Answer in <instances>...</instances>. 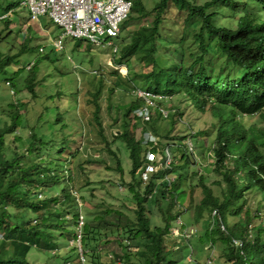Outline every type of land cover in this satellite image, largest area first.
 <instances>
[{"label":"trees","instance_id":"obj_1","mask_svg":"<svg viewBox=\"0 0 264 264\" xmlns=\"http://www.w3.org/2000/svg\"><path fill=\"white\" fill-rule=\"evenodd\" d=\"M170 2L176 8L186 10V21L190 26L199 28L193 38L198 43L201 54L194 61L187 62L184 51L177 49L171 60V70H167L166 67L158 65L156 39ZM2 5L4 12L17 6L18 0H0V7ZM138 6L139 4L133 2L131 12L143 15V7ZM223 8L228 13H224ZM153 12L152 25L135 30L121 53L125 56L132 52L139 62L159 71L138 74L140 80L133 79L132 83L136 87L149 86L155 90L176 93L175 96H179L181 103V112L185 106L188 110L204 115L206 108L210 107L217 121L204 129L216 132L211 139L213 147L210 156L214 160V170L222 177L221 195L216 196L210 188L203 186L204 197L196 205V216L199 219L207 210L212 211L213 208L219 209L224 216L228 209L241 201L245 202L244 198L252 194L255 207L246 209L242 225L227 227L228 231H219L218 238L226 248L224 253L230 264H264V138L254 128L247 129L237 119L238 114H260L264 117V0H208L202 4L194 0H158ZM216 47L222 57L221 63L229 67L225 69L226 72L221 70L222 66L221 73L204 66L206 51ZM6 64L8 60L4 58L0 68H6ZM232 71L237 74L232 76ZM31 77L28 79V88L33 92L31 89L35 75L31 74ZM226 106L230 107L227 113L224 111ZM111 108L112 105L109 104L108 110ZM131 110H125L126 119L119 130L108 135L99 119L101 107L99 104L96 106L93 118L108 153L116 156V151L111 147L113 143L119 145V151L123 146L127 151L133 182L125 194L129 193L133 199L130 201L136 205L129 212L125 206H129L130 201L128 196H124L119 208H107L97 218L100 221L97 224L87 221L86 214L83 213L80 246L86 264L177 262L171 259L173 251L168 249L173 248L166 247V240L173 236L170 234V227L174 225L178 214L171 215V209H174L175 201L179 200L177 195L171 196V202L163 212V226L152 221L153 209L158 203L157 200L149 203L154 195L151 187L155 185V181L151 179L145 186L148 188L144 189L135 176L142 164V145L136 136L139 125L137 122L141 123L142 131L148 128L156 134V130L150 123L140 120H130L132 125L129 121L127 123ZM152 122L158 124L159 120L155 117ZM21 124V118L14 111L10 114V120H3L0 127V206H4L0 211V264H31L30 258L36 254L52 255L61 264H79L80 250L76 241L81 206H78L77 198H81L78 194L74 196L71 191L68 192L64 185L60 194L49 195L48 185L53 183L52 188L55 190L60 177L64 178V175L56 173L58 162L55 158L49 156L48 164H45V155L49 152L44 148L45 134L38 136L37 141V125H28L31 130L28 139L33 142L27 152H39L42 155L39 162L26 161L25 155L9 145L12 143L6 140L7 136L21 127ZM207 133L210 131L203 132L202 135ZM14 139L18 140V137L14 136ZM196 151L194 145L191 156H196ZM58 152L62 157L65 149ZM59 162L63 169L66 159H60ZM117 164L119 167L116 168L121 170L119 162ZM163 175L164 172L157 175L156 181ZM175 189L176 182L165 192L171 193ZM42 192L49 196H42ZM61 194L65 197L62 201L59 200ZM258 195H261V201L257 199ZM58 203L61 208L52 209ZM63 205H67L69 211H63ZM49 206L51 209L47 212ZM65 219L73 222V225H66ZM189 225L183 222L181 229L193 228L195 233L190 238L172 237L175 239L171 241H174L177 248L180 245L183 249L191 241L193 245L198 244L200 247L205 241L213 246V237L209 230L205 232L204 241H196L198 229L194 226L195 223L190 222ZM237 239L244 243L243 248L232 243ZM111 244L117 245V248H113ZM189 247L191 255L190 259L187 258V264H200L193 252L194 247L190 244ZM57 253L60 254L55 256Z\"/></svg>","mask_w":264,"mask_h":264},{"label":"rangeland","instance_id":"obj_2","mask_svg":"<svg viewBox=\"0 0 264 264\" xmlns=\"http://www.w3.org/2000/svg\"><path fill=\"white\" fill-rule=\"evenodd\" d=\"M131 1L139 4L138 7H143L144 14L131 12L128 20L121 25L120 39L112 40L113 45L118 46L115 57L112 47L108 46L107 43H104V46H95L85 40L71 37L64 39L65 50H55L51 40L59 36L61 30L46 17H41L38 24L29 23L26 10L19 11L22 22L29 23L25 35H22L16 27L13 29L11 26L7 27L6 21H0V64L5 57H9L4 53L14 55L19 52V56L13 58L14 63L12 65L0 68V127L3 120H10V114L14 111L18 113L22 122L21 127L15 129L12 134L7 136L6 140L12 143L9 145L15 147L18 153L25 155L24 159L26 161L39 162L42 158L39 152L32 154L27 152L33 142L28 139L29 131H31L28 125H37L35 129L37 141L38 136L45 134V138L41 137V140L43 139L44 148L49 152L45 155V164H48L49 156L55 158L58 162L56 173L61 176L64 175V178L60 177L55 190L52 188L53 183L48 185L49 195L60 194L63 185L74 196L78 194L81 198V200L77 198L78 206L81 205L80 216L83 218V213H85L87 221L94 224L100 223L97 218L101 217L107 208H119L124 196H128V201L132 199V196L129 193L125 194V191L133 182L130 175L131 161L125 147H121L119 151L117 143L111 144L112 149L116 151V156L112 155L108 153L98 134V125L93 118L95 117L96 104L101 107L99 119L102 121L106 133L108 135L116 133L124 119H126L125 110L131 104H135L134 98L130 95L132 80H140L138 74H145L152 70L159 71V69L139 63L132 52L124 57L119 54L121 48L130 42L135 30L152 25L153 8L158 2V0ZM194 1L202 4L208 0ZM3 9L4 5L0 7V14L3 13ZM222 11L228 13L226 9ZM186 16V10L178 9L172 2L169 3L156 39L159 67H166L167 70H171V60L177 49L184 51L187 62L194 61L201 54L198 43L193 38L199 28L190 26L186 21ZM14 18L16 17L13 15L10 21L13 22ZM37 25L42 26L41 30L49 28L48 35L37 36L34 32L38 30ZM21 40L25 46L21 45ZM40 49H43V52H39ZM25 52L26 54H24ZM219 52L217 47L208 48L204 55V66L208 69L212 67L216 72L220 71L219 73L223 69L226 72L225 69L229 67L221 63L222 57ZM31 61H34L36 68L35 95L27 88V79L31 72L26 74L22 72ZM17 64H23L22 67L24 68L20 67L18 71L14 70ZM119 67H127L128 75L126 74V76L120 72ZM231 74L234 76L237 72L232 71ZM6 81H9L10 86L5 84ZM41 81L45 82L40 84ZM36 89L38 91L37 98H35L37 95ZM13 92L14 94H12ZM19 101L21 102L19 103ZM109 104L112 105V108L108 110ZM178 104L180 106L179 100ZM199 119L200 115L198 113L185 116V122L187 121V124L191 123L196 131H198ZM237 119L246 128H254L264 138V117H261L260 114L252 116L238 114ZM126 121L127 123L129 121L131 125L133 124L130 118H127ZM213 122H215V119L209 114H205V124L202 128L209 127L210 123ZM137 124L139 125L136 136L139 137L138 133L142 131V126L139 122ZM149 125L155 128L156 134L163 145L170 144L176 147L170 148L171 154L175 158L173 175L177 179L176 189L171 192L172 194L169 191L162 194L165 185L160 183L157 185V193L149 201V203L158 201L157 206L153 209L152 221L164 225L163 212L171 202V196L177 195L179 201H175L174 209H171V215L178 214L177 216H179V214H182V219L188 226H190V222L195 223L194 226L198 229L196 241L199 239L204 241L206 230H209L213 237V246L209 244L210 242L205 241L200 247L198 244L193 245V241H191L181 249L180 245L177 248V245L173 243L174 241H171L175 238H172L174 237L172 235L171 238L168 237L169 234L167 238L170 239L166 240V247L173 248H167L173 251L171 259L177 261L175 264H187V258L190 259L191 255L190 244L191 247H194L195 251L193 250V252L196 253L195 257L199 259L198 263L204 264L210 256L211 261L208 264H230L229 258L224 253L226 248L218 238L219 231L216 230V226L213 227L210 224L212 222V211L207 210L199 219L196 216V205H199L204 197L203 186L210 188L214 195H221L220 182L222 177L220 173L214 170V160L209 152L210 147L213 145L211 139H213L216 132L209 130L210 133L205 134V136L195 134L193 141L197 155L193 157L185 143L182 142L184 139L180 138L181 134L187 133L189 129L183 124L173 125L172 115L166 122L161 121L158 124L151 122ZM172 130H174V135H170L169 138L164 136ZM14 136H17L18 140H15ZM210 143H212L211 146ZM197 144L198 148L196 147ZM62 148L65 149V152L61 157L58 151ZM182 154L186 161L182 160ZM60 159L63 161L66 159V165L63 169L59 162ZM117 162H119L121 170L116 168L119 167ZM135 176L137 178V175ZM41 194L42 196H49L44 192ZM59 197H61L59 199L61 201L65 198L62 194ZM252 197V194H248L244 198L245 202L241 201L225 212L224 221L228 228L242 225L246 209H254L255 207V200ZM257 199L261 201V195H258ZM131 201L129 206H125L129 212L130 210L132 212V208L136 205L135 202ZM64 204H66V201ZM2 207L4 206H0V211ZM64 207L63 211H69L67 205ZM60 208L61 204L58 203L52 209L58 210ZM50 209L49 206L46 211L50 212ZM262 211H264V207ZM65 223L68 226L73 225V222L71 223L68 219H65ZM174 233L175 235L178 234L176 230ZM68 240L69 237H67ZM111 246L117 248L115 244H111ZM65 247H62V249H65ZM79 250L82 252L81 247ZM59 254L57 253L55 256ZM30 259L31 264H61L52 255L36 254L35 257Z\"/></svg>","mask_w":264,"mask_h":264},{"label":"clouds","instance_id":"obj_3","mask_svg":"<svg viewBox=\"0 0 264 264\" xmlns=\"http://www.w3.org/2000/svg\"><path fill=\"white\" fill-rule=\"evenodd\" d=\"M129 1H131V0H129ZM131 4L132 5H131V9L129 11L128 17L120 24L119 32L116 35L104 34L100 37V40L98 42H92L87 38H84L81 36H75L73 34V30L76 28L75 24L73 22L71 24H67V22L62 21L61 18H62V16H64L67 18V20H73L74 16L71 12L64 10V8L62 7L59 0H18L17 6L9 9L7 11H4L2 14H0V21H6L5 24L7 27L11 26L12 29L16 27L17 29H19L21 31L22 35H25V30L27 27H29V23H37L38 24L41 17H46V18H48V20L53 25L57 26L61 30V34L59 36H57L55 39L51 40V44L55 50H57V51L65 50L64 39L66 37H71L73 39L85 40V41H87V42H89L95 46H104V43H107L108 46L112 47L113 55L115 57L117 52H118V46L117 45L114 46L112 40H114V39L119 40L120 39L121 33H122L121 25L124 24L128 20L130 14H131L132 7H133L132 1H131ZM21 10L27 11V14L29 17V23L28 24L23 23L22 19L19 17V11H21ZM13 15L16 18H14V21L11 22L10 19L13 17ZM9 23H10V25H9ZM41 27H42L41 25H37L38 30H36L34 32L36 33L37 36H47L50 29L45 28L44 30H41ZM21 45L25 46V44L22 40H21ZM26 48H27V46H26ZM122 48H121V50H122ZM39 52H43V49H40ZM1 53H3V52H1ZM4 54L6 56H9V57H5L8 60V64H6V66L12 65L14 63L13 58H16L17 56H19L18 55L19 52H16L14 55L9 54V53H4ZM24 54H26V52ZM24 54H21V55H24ZM119 54L121 57H124V56H122L121 51ZM135 58L137 59L136 56H135ZM10 60H11V62H10ZM139 63H141V62H139ZM141 64H143V63H141ZM22 65L23 64H17L15 66L14 70L18 71V69L20 67H22ZM22 68H24V67H22ZM33 69H34V71H32ZM35 69L36 68L34 65V61H31L26 65V68H24L22 72L25 74L31 72L30 76L28 77V79H30L31 74L36 75ZM119 71L124 73L125 75L126 74L128 75L127 67L126 68L125 67H119ZM95 74H96V72H95ZM34 82H35V79H34ZM44 82L45 81H41L40 84H43ZM28 83H29V81H28ZM28 83H27V85H28ZM5 84L7 86H10L9 81H6ZM32 85L33 86H32L31 90L33 92H31L29 90L30 88H28V86H27V88L31 93H34L35 87H34L33 83H32ZM35 92H37V95L35 97V98H37V96H38L37 89ZM12 94H14V92ZM21 95L22 94H21V90H20V96ZM33 95H35V94H33ZM130 95L134 98V102H135V104H131V106H129L127 108V109H129V108L132 109L131 113L129 115L130 120H140L141 122L151 123L152 120L156 117L159 120V122H161V121L166 122L167 120L170 119V117L172 115L173 125L183 124V126H186V128L189 129V131L187 133L181 134L180 138L185 140V141H183V143H185L188 151L192 152V155H193V152H194V141H193V139L195 138V134L200 136V135H202L203 132H208V130H209V129L202 128V126H204V124H205L204 123V115L205 114L200 115V119L198 120L199 127H198V131H196L193 128L191 123L187 124V121L185 122V116L193 114V113H198V112L195 110H188V109H186L185 106H183V110L181 112L180 111L181 103L179 106V104H178L179 96L178 95L175 96L176 93H172V92L165 91V90H155L154 88H151L149 86H144V88H142L140 86L136 87L132 83V87L130 89ZM20 102L21 101H19V103ZM17 105H19V104H17ZM96 106H97V104H96ZM224 111L226 113L229 112L230 107L226 106L224 108ZM205 113L209 114L213 119H215V123H216L217 119L214 118L215 116L212 114V110L210 109V107L206 108ZM243 115H246V114H243ZM254 115H256V114H254ZM248 116H252V115H248ZM173 132H174V130L167 132L168 136H166V137L169 138L170 135H174ZM138 136L139 137H137V138L139 139V141L142 145V152H141L142 164L136 173L137 178H138L139 182L142 183V187L144 189L148 188L145 186L147 184H149L151 179H153L155 181V185L153 187H151V193H153V194L157 193L156 188H157V185L159 183L161 185L164 184L165 186H164L163 191H162V194H164V192L167 188H170L173 183L177 182L176 177L173 175L175 158L171 154V150H170V148H176V147H174L173 145H170V144L163 145L161 143L158 135L155 134L154 132H152L151 130H148V129L145 131L139 132ZM182 136L184 138H182ZM203 136H205V135H203ZM211 145H212V143H210V146ZM212 147H213V145L211 146V149L209 151L210 153H211ZM182 160L186 161V159L183 158V154H182ZM150 165H153L156 168V171L147 172L146 169L149 168ZM163 172H164V175L159 179V181H156L157 175H159ZM145 175H146V177H145ZM178 217H180L182 222H184L182 219V214H179V216H177L176 219ZM223 218H224V216L220 213L219 209L213 208L212 212H211L212 222H210V224L213 227L216 226L217 231H220V232L228 231L227 225L225 224V221ZM237 241H238V239H237ZM232 243H233V241H232ZM242 244L243 245L241 247H239V246H237V247L243 248L244 243H242ZM208 260L211 261L210 257L207 258L206 264H208Z\"/></svg>","mask_w":264,"mask_h":264},{"label":"built area","instance_id":"obj_4","mask_svg":"<svg viewBox=\"0 0 264 264\" xmlns=\"http://www.w3.org/2000/svg\"><path fill=\"white\" fill-rule=\"evenodd\" d=\"M64 10L71 12L73 20H67L62 16V21L75 24L73 30L75 36H81L92 42H98L104 34L116 35L119 32L120 24L128 17L131 9L129 0H59ZM147 172H154L156 168L150 165ZM146 177V175H145ZM83 224L82 216L78 222V247L80 249L81 227ZM183 222L180 217L175 220L174 225L170 228V234L178 237L184 236L190 238L195 233L193 228L181 229ZM175 230L178 234L175 235ZM182 230V231H181ZM181 232V233H180ZM235 246L241 247L240 241L233 240ZM210 262V260H208ZM79 264H85V259L80 251Z\"/></svg>","mask_w":264,"mask_h":264}]
</instances>
